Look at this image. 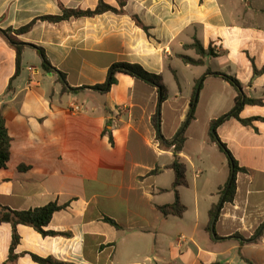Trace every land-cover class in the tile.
<instances>
[{"label": "crops", "instance_id": "0c3cea01", "mask_svg": "<svg viewBox=\"0 0 264 264\" xmlns=\"http://www.w3.org/2000/svg\"><path fill=\"white\" fill-rule=\"evenodd\" d=\"M101 3L123 13L57 24L38 20L62 15L61 6L95 10ZM35 20L31 31L17 36L30 45L17 77V52L0 34V116L12 139L10 162L0 169V206H62L46 230L67 235L45 237L21 225L19 257L9 264H37L31 255L72 264H264V235L247 242L264 224V121L244 126L230 118L217 129L246 172L237 174L235 199L216 222L220 239L207 231L231 172L210 139V125L238 96L212 74L233 76L247 97L264 100V74L253 72V65L264 67V0H128L124 8L117 0H0V29ZM194 38L218 56L204 58L202 66L185 64L179 56L196 53L186 47ZM31 46L44 49L68 91L59 73L44 71ZM120 63L161 76L169 99L159 108L158 89L126 74H117L108 92L94 89ZM212 63L218 69H208ZM208 70L180 154L187 185L178 194L186 212L164 217L159 208L176 200L173 140ZM253 107L264 108L245 106L241 118H252L247 111ZM207 108L219 111L203 119L199 109ZM159 109L163 142L153 124ZM11 242V225L0 224V264Z\"/></svg>", "mask_w": 264, "mask_h": 264}, {"label": "trees", "instance_id": "16d2710c", "mask_svg": "<svg viewBox=\"0 0 264 264\" xmlns=\"http://www.w3.org/2000/svg\"><path fill=\"white\" fill-rule=\"evenodd\" d=\"M117 1L120 7L124 8L128 0H117ZM61 9H62V15L60 16H44L39 18L38 20L57 24L63 21H69L71 19H79L83 17H95L107 12L123 13V11H119L118 9L111 7L105 3H101L95 10L69 9L64 6H61ZM134 19L136 20L139 26L143 27L144 30L148 31V29L142 25V23L137 17H134ZM36 22L37 20L31 22L29 25L22 27L18 30H14L12 28H8L6 30L0 29V34L8 38V40L10 41V43L17 52V71L15 77H17L20 73L23 51L26 47L30 46L28 44L20 42L17 39V36L31 31ZM31 47L34 48L39 54V56L42 58L43 60L42 68L44 69V71L48 73H59L60 82L63 85V91H68L65 75L58 72V70L52 67V65L49 63L47 59L44 49L39 48L37 46H31ZM186 47L195 50L199 56V59H193L186 55H180L179 56L180 59L187 65L202 66L204 65V58L218 56V54L214 52V49L212 47L206 50L203 44L200 42V40H198V38H194L193 44ZM253 72H254V77H259L264 74V67L259 70L255 65H253ZM117 74H126L156 87L160 95L159 108L162 106L164 102H166L169 99L168 91L162 82L161 76L150 74L146 70H144L140 65H136V64L120 63L113 65L109 70L106 83L103 85H98L94 89L101 92L110 91V89L118 83ZM210 74L212 73L210 70H208L206 75L201 77L196 82L192 95L188 118L181 131L173 140V146L175 147L174 149L175 158L173 164L171 165V168L175 171L176 174V180L173 185V190L176 193V200L173 204L159 208L160 212L164 217L175 216L180 218L186 212V207L182 204L178 194V188L187 185L186 182L187 167L181 161L180 154L183 151L185 143L187 141V138L185 136L186 129L189 126V124L195 119L196 108L199 102L200 92L203 89L204 80L207 77V75ZM212 75L215 77H219L228 84H230L238 94L236 99V105L233 111L220 117L219 119L212 121L210 125V133H209L210 139L214 144L218 146L220 151L226 155L231 170L228 182L221 189V193H220L221 198L219 203L214 205L210 211V224L207 228V231L210 233L212 239L217 240L220 238L215 234L216 222L219 219L224 204L233 203L235 199L236 189H237V185H236L237 174L240 172H246L244 168H240L238 162L233 157L232 153L229 151L226 144H224L220 140L217 134V129L230 118H235L244 126H252L255 121H264V119L260 117L243 119L240 116L245 106H264V100L247 97L243 92L242 84L238 79H236L233 76L223 73H213ZM161 123H162L161 111L159 109L157 114L153 118V124L157 131L158 140L163 142L164 139L161 132ZM11 142L12 139L9 136L5 120L2 116H0V169H5L8 166V163L10 162ZM61 209H63L62 206H59L54 203L44 207L27 210V211H16L4 206H0V224L8 223L12 227V242H11L9 257L8 260L5 262V264L14 263L15 261L18 260L19 256L16 255L15 252L20 244L21 238L18 232V228L21 225L31 227L45 237L67 235V234H61L46 230V228L49 226L50 222L52 221L54 214L60 211ZM107 222H109L116 228H120L114 221L110 219H107ZM263 230H264V224L259 228L255 236L247 242L257 241L260 237L264 235ZM31 256L33 261L36 262L37 264H72V263L58 261L52 257L41 258L36 255H31ZM247 263L251 264L249 261H247Z\"/></svg>", "mask_w": 264, "mask_h": 264}, {"label": "rangeland", "instance_id": "374dc122", "mask_svg": "<svg viewBox=\"0 0 264 264\" xmlns=\"http://www.w3.org/2000/svg\"><path fill=\"white\" fill-rule=\"evenodd\" d=\"M194 52H196L195 50H194ZM196 55H198L197 53H194V55L191 53H189L188 54V56H190V57H195ZM212 68V69H218V64L217 63H212V64H209V65H207V68L209 69V68ZM207 73V72H206ZM196 74V73H195ZM182 75H183V73H182ZM185 76H187V74L185 73ZM187 77H190V78H192V76L191 75H189V76H187ZM194 77V76H193ZM181 79L182 80H184L185 78L182 76L181 77ZM200 94H201V92H200ZM237 94V93H236ZM199 98H200V96H199ZM200 102H201V99L199 100ZM233 109L234 108H227L226 109V111H229L228 113H230L231 111H233ZM217 111H219V110H214V109H205V110H201V109H199V113H200V115H201V117L203 118V119H208L210 116H212L214 113H216ZM247 115H248V117H253V116H264V108H261V107H253V108H249L248 109V111H247ZM221 156H223V158L225 159L226 158V160H228L227 159V157H226V155L224 154V155H221ZM246 159L247 160H250V158L249 157H246ZM193 173V170H192V172H191V174Z\"/></svg>", "mask_w": 264, "mask_h": 264}, {"label": "built area", "instance_id": "2783aa9c", "mask_svg": "<svg viewBox=\"0 0 264 264\" xmlns=\"http://www.w3.org/2000/svg\"><path fill=\"white\" fill-rule=\"evenodd\" d=\"M76 110H79V108H77ZM185 239H186V238H185L184 236H181V237H180V240H181V241H184Z\"/></svg>", "mask_w": 264, "mask_h": 264}]
</instances>
